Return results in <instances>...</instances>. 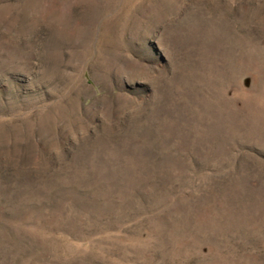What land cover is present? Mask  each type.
Returning <instances> with one entry per match:
<instances>
[{
    "label": "rangeland",
    "instance_id": "rangeland-1",
    "mask_svg": "<svg viewBox=\"0 0 264 264\" xmlns=\"http://www.w3.org/2000/svg\"><path fill=\"white\" fill-rule=\"evenodd\" d=\"M0 264H264V0H0Z\"/></svg>",
    "mask_w": 264,
    "mask_h": 264
}]
</instances>
